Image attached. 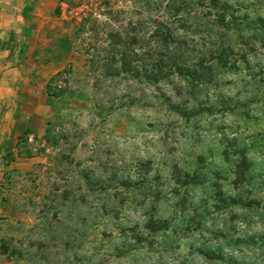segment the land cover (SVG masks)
<instances>
[{"label": "rangeland", "instance_id": "1", "mask_svg": "<svg viewBox=\"0 0 264 264\" xmlns=\"http://www.w3.org/2000/svg\"><path fill=\"white\" fill-rule=\"evenodd\" d=\"M238 12L228 0L70 12L78 55L51 82L66 104L28 142L40 158L7 175L0 264H53L50 247H83L102 223L124 239L112 264H264V17Z\"/></svg>", "mask_w": 264, "mask_h": 264}, {"label": "crops", "instance_id": "2", "mask_svg": "<svg viewBox=\"0 0 264 264\" xmlns=\"http://www.w3.org/2000/svg\"><path fill=\"white\" fill-rule=\"evenodd\" d=\"M82 1L0 0V222L12 213L7 175L40 158L22 135L33 130L41 139L66 104L47 85L77 58L69 14Z\"/></svg>", "mask_w": 264, "mask_h": 264}, {"label": "clouds", "instance_id": "3", "mask_svg": "<svg viewBox=\"0 0 264 264\" xmlns=\"http://www.w3.org/2000/svg\"><path fill=\"white\" fill-rule=\"evenodd\" d=\"M229 4H232L239 8L238 16H244L245 13L248 14L249 18L253 21L256 20L257 16L264 17V5H258V0H228ZM131 4V0H129V5ZM240 5H248V7H240ZM253 5H256L259 8L258 12H253L252 7ZM129 216L133 217V221L131 224H127V229H130L132 225L135 223L134 221V214L133 213H127ZM33 225V221H28V226L31 227ZM103 223L95 230H90V233H93L95 238L93 239V236L90 234L86 239L84 237H78L76 240V243H83V247H77L75 245L70 246L68 248H65L63 244H59L56 249H52L51 247L50 252L51 256H49V260L55 264V262H64L67 258V260L72 261V264H76V257H81L80 264H100V261L108 258V264H112V261L114 259H117L115 256V245L120 244L124 239L119 235V233H113V239L111 241L104 239L100 233L103 231ZM46 243L49 242L50 236L45 233L41 237ZM130 241V244L135 243V239H132L131 237L128 238ZM32 252H36L37 249L33 248L31 249ZM123 251V249H122ZM59 253V255H56V253ZM37 260L39 261V264H45V262L40 261L39 257H37ZM127 264V261L125 262Z\"/></svg>", "mask_w": 264, "mask_h": 264}, {"label": "trees", "instance_id": "4", "mask_svg": "<svg viewBox=\"0 0 264 264\" xmlns=\"http://www.w3.org/2000/svg\"><path fill=\"white\" fill-rule=\"evenodd\" d=\"M163 28L166 30V31H163ZM170 32V29L167 27V26H164V24H161V23H159V24H157V26H156V30H155V35L157 34L158 36L160 35V36H162V35H169V38L172 36V34H170L169 33ZM171 35V36H170ZM143 67H149V65H146V66H143ZM147 70V69H146ZM157 71V70H156ZM140 72V69L138 68V73ZM156 73H158V72H156ZM160 74H154V76L156 77V76H159ZM162 77V76H161ZM53 80V79H52ZM51 82L52 81H50L49 83H48V85H47V90H48V93L50 94V95H52V96H57L56 95V93L55 92H53V91H51ZM30 132H34L33 130H27L23 135H22V137H21V139H20V142L21 143H26V142H28L27 141V139H26V135L28 134V133H30Z\"/></svg>", "mask_w": 264, "mask_h": 264}, {"label": "built area", "instance_id": "5", "mask_svg": "<svg viewBox=\"0 0 264 264\" xmlns=\"http://www.w3.org/2000/svg\"><path fill=\"white\" fill-rule=\"evenodd\" d=\"M25 137H26V139H27L28 142L29 141H34L35 138H36V133L35 132H30Z\"/></svg>", "mask_w": 264, "mask_h": 264}]
</instances>
